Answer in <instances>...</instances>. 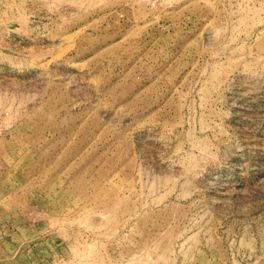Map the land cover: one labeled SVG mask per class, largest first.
<instances>
[{
    "label": "rangeland",
    "instance_id": "rangeland-1",
    "mask_svg": "<svg viewBox=\"0 0 264 264\" xmlns=\"http://www.w3.org/2000/svg\"><path fill=\"white\" fill-rule=\"evenodd\" d=\"M0 264H264V0H0Z\"/></svg>",
    "mask_w": 264,
    "mask_h": 264
}]
</instances>
